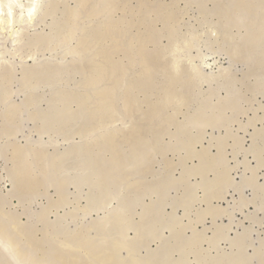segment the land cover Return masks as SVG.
Here are the masks:
<instances>
[{"label":"rangeland","instance_id":"1","mask_svg":"<svg viewBox=\"0 0 264 264\" xmlns=\"http://www.w3.org/2000/svg\"><path fill=\"white\" fill-rule=\"evenodd\" d=\"M33 1L0 0V264H264V0Z\"/></svg>","mask_w":264,"mask_h":264},{"label":"bare ground","instance_id":"2","mask_svg":"<svg viewBox=\"0 0 264 264\" xmlns=\"http://www.w3.org/2000/svg\"><path fill=\"white\" fill-rule=\"evenodd\" d=\"M4 2V1H3ZM39 2V1H38ZM2 3H0V18L1 17H3V19L5 18V19H7V21L9 20V17H10V15H9V17H8V14L9 13H11L10 12V6L8 7V9H6V8H4L2 5H1ZM38 3H37V0H35V1H33V3L32 4H30L28 7H26V12L28 13V16L30 15V16H33L34 15V13H35V11H36V8H37V5ZM12 10V9H11ZM8 11V12H7ZM26 13V14H27ZM11 21V20H10ZM9 22V21H8ZM153 209V208H152ZM121 227V226H120ZM3 228V227H2ZM1 228V229H2ZM12 238V237H11ZM20 252V251H19ZM21 253V252H20ZM19 253V254H20ZM23 253V252H22ZM25 254H26V252H25ZM22 255V254H21ZM23 256H24V254H23ZM22 256V257H23ZM21 257V256H20ZM46 261V260H45ZM34 262V261H33ZM40 263H42L43 264V262L42 261H40ZM45 264V263H44ZM143 264V263H142Z\"/></svg>","mask_w":264,"mask_h":264}]
</instances>
